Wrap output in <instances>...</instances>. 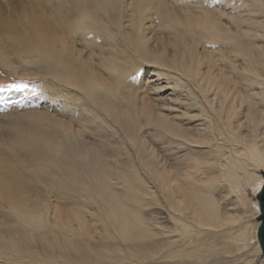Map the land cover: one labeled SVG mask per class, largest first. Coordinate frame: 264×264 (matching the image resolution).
Wrapping results in <instances>:
<instances>
[{"label":"bare ground","instance_id":"obj_1","mask_svg":"<svg viewBox=\"0 0 264 264\" xmlns=\"http://www.w3.org/2000/svg\"><path fill=\"white\" fill-rule=\"evenodd\" d=\"M14 57L0 264H264V0H0Z\"/></svg>","mask_w":264,"mask_h":264},{"label":"rangeland","instance_id":"obj_2","mask_svg":"<svg viewBox=\"0 0 264 264\" xmlns=\"http://www.w3.org/2000/svg\"><path fill=\"white\" fill-rule=\"evenodd\" d=\"M13 61L15 62V64H13V66H9L3 63L0 59V123L3 125H7L12 120V116L14 114H19L27 109H39V106L41 105H36L35 101L33 100V98H35L39 94V92H53L50 84L51 79H47L44 74L40 76L27 77L18 74L15 71L16 69L14 67L16 66L18 71H20L21 73H26L31 68H33L32 71L35 70L36 67H33L34 65H28L27 63L25 64L15 57L13 58ZM12 69L15 70L13 71ZM13 84H26L27 88L11 87V85ZM30 99L32 100V102ZM249 191L248 192L252 194V190ZM254 198V196L251 197L253 201H255ZM244 219L241 220L242 226L246 225V219ZM250 221V223L257 222V218H252L250 219ZM249 227L251 228V225ZM255 244L257 245V240L251 246L255 248ZM242 254L248 255V259L251 260L249 264H262L263 259L260 256H257L253 250L249 251V249H246L242 251Z\"/></svg>","mask_w":264,"mask_h":264},{"label":"water","instance_id":"obj_3","mask_svg":"<svg viewBox=\"0 0 264 264\" xmlns=\"http://www.w3.org/2000/svg\"><path fill=\"white\" fill-rule=\"evenodd\" d=\"M263 176H264V172H263ZM255 199L258 201L260 207V213L259 216L257 217V221L260 222L257 231V236H258V242L262 250V255L264 258V184L260 192L255 196Z\"/></svg>","mask_w":264,"mask_h":264},{"label":"snow or ice","instance_id":"obj_4","mask_svg":"<svg viewBox=\"0 0 264 264\" xmlns=\"http://www.w3.org/2000/svg\"><path fill=\"white\" fill-rule=\"evenodd\" d=\"M11 87H14V88H27V85L26 84H13V85H11Z\"/></svg>","mask_w":264,"mask_h":264}]
</instances>
